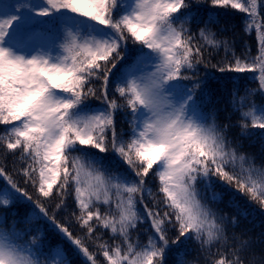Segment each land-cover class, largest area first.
Segmentation results:
<instances>
[{
    "label": "snow or ice",
    "instance_id": "1",
    "mask_svg": "<svg viewBox=\"0 0 264 264\" xmlns=\"http://www.w3.org/2000/svg\"><path fill=\"white\" fill-rule=\"evenodd\" d=\"M202 2L245 14L257 54L249 48L237 56L232 42L217 38L218 15L194 11ZM221 48L224 59L211 64ZM200 65L253 74L258 86L243 95L233 78L230 103L241 135L264 130V103L255 100L264 97L257 0H0V264H71L61 246L49 245L41 222L88 264H102L98 255L106 264H166L169 252L175 264H187L189 241L210 256L230 240L232 258L221 254L212 264H245L250 241L229 237L228 228L248 215L238 194L264 209V165L204 111L211 87ZM118 116L126 125L119 130ZM9 156L26 187L7 170ZM226 196L236 216L216 207ZM69 199L68 219L83 238L57 220ZM22 201L30 213L9 221Z\"/></svg>",
    "mask_w": 264,
    "mask_h": 264
},
{
    "label": "trees",
    "instance_id": "2",
    "mask_svg": "<svg viewBox=\"0 0 264 264\" xmlns=\"http://www.w3.org/2000/svg\"><path fill=\"white\" fill-rule=\"evenodd\" d=\"M11 2H21V0H11ZM258 12L262 17H264V0H257ZM194 11L202 19H207L209 15H218L219 23L211 25L213 32L217 34L219 39H227L232 42V48L237 56H243L245 52L250 48L251 55L255 56L257 54V39L255 30L253 29L251 34H247L244 31L245 27V14L239 13L236 10L224 9L221 7H212L207 2H202ZM203 26V25H201ZM226 29V31H221V29ZM194 30L195 27H194ZM131 47V45H130ZM225 57V52L223 48L219 50L218 53H213L211 58V64H217L222 61ZM229 54V59H230ZM120 65H117V72ZM199 75L204 78L210 79L211 96L204 105V111L214 112L216 115L217 123L219 125H228L226 134L234 144L239 145V151L254 157L255 163L260 166L264 165V138L261 137L260 133L264 130L252 129L251 131L256 133L254 136L241 135L240 127L238 121L240 119L239 112H235L232 109L230 103V93L232 89L233 78H235L239 83L240 94L243 95L245 87L256 88L258 85L252 80V73L237 74L234 72H224L221 73L217 68L209 67L205 68L203 65L199 66ZM257 104L264 103V97L257 95L255 97ZM98 103V102H97ZM118 119V130L121 126L126 127V125H121ZM5 126L0 125V131H3ZM7 170L13 174L14 179L17 180L21 187H26L23 183L21 176L16 175L13 167V158L9 156L6 161ZM19 164H16V168H19ZM126 167V166H123ZM155 183L151 182L150 186L155 190ZM6 185V181L0 178V188ZM28 191L34 194V190L28 187ZM235 191V189H233ZM229 197L224 198V202L216 205L223 214L228 216H236L237 210L230 206ZM236 201L239 203L240 207L245 210L248 215L239 216L237 226L228 228V235L231 237L233 233L236 235H242L247 238L250 243L248 247L241 253L242 259H244L245 264H264V209L256 203H251L248 201L247 197L238 194L236 196ZM68 209L63 212L57 213V220L65 222L74 235L84 237V231L72 220L68 219L69 213L72 211L73 202L71 199L68 200ZM142 207V206H141ZM31 207L27 202H18L12 206L8 212L9 221L13 218L21 219L26 214L30 213ZM45 233L48 239V243L51 247L61 246L67 253L71 264H88L86 258L79 254L78 250L70 244L65 238L62 237L55 229L51 228L48 223L41 222L38 225ZM149 228V222H146L141 226L139 232V239L141 242L147 241V233L144 229ZM103 233V239L108 240L111 235L106 230H101ZM134 233V238L136 237ZM170 235H174L170 233ZM111 242V241H110ZM85 243L89 247L90 251H97L95 245L92 241L85 238ZM231 240L227 246L217 249L215 246L212 248V255L208 256L204 251H202L199 246L193 242L189 241L184 247V258L187 264H212V261L218 259L221 254L227 256L229 259L231 257L232 247ZM170 247L175 250V245H170ZM98 259L102 264H106L102 255H98ZM175 255L172 252L166 253V264H175Z\"/></svg>",
    "mask_w": 264,
    "mask_h": 264
}]
</instances>
